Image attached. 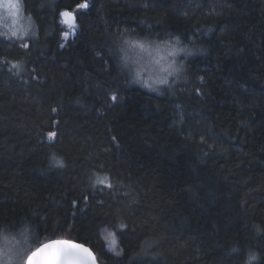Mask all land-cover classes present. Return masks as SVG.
<instances>
[{
  "label": "trees",
  "instance_id": "obj_1",
  "mask_svg": "<svg viewBox=\"0 0 264 264\" xmlns=\"http://www.w3.org/2000/svg\"><path fill=\"white\" fill-rule=\"evenodd\" d=\"M22 5L35 31L0 34V233L99 264H264V0ZM168 44L189 53L145 89L127 52Z\"/></svg>",
  "mask_w": 264,
  "mask_h": 264
},
{
  "label": "rangeland",
  "instance_id": "obj_2",
  "mask_svg": "<svg viewBox=\"0 0 264 264\" xmlns=\"http://www.w3.org/2000/svg\"><path fill=\"white\" fill-rule=\"evenodd\" d=\"M6 0H0V4ZM21 10L15 16L8 15L6 10L0 8V34L14 39L27 38L31 36L34 25L30 15L23 10L22 0ZM73 21L69 17L62 16V20ZM66 26V24H64ZM15 33V35H13ZM171 45V46H170ZM168 44L161 47L146 45L143 47L134 46L127 52L126 66L133 73L134 79L145 89L159 92L167 85L172 74L178 72L181 68L179 57L187 51L185 47L179 44ZM171 65V67H169ZM166 79V83L159 81ZM148 89V90H149ZM101 235L108 248L112 252L118 251V244L114 232L111 228L105 227L101 230ZM5 237L7 238L5 240ZM38 240L26 233L20 231L15 233H0V264H24V260ZM3 251L8 252L7 260L3 256Z\"/></svg>",
  "mask_w": 264,
  "mask_h": 264
},
{
  "label": "snow or ice",
  "instance_id": "obj_3",
  "mask_svg": "<svg viewBox=\"0 0 264 264\" xmlns=\"http://www.w3.org/2000/svg\"><path fill=\"white\" fill-rule=\"evenodd\" d=\"M21 4L18 0H6V2L0 4V8L6 10L8 15L15 16L17 12L21 10ZM81 8L88 7L87 3L79 5ZM64 17H70V12L61 13ZM15 35V33H13ZM143 47V45H140ZM27 47V45H25ZM13 67H18L14 65ZM171 67V65H169ZM160 83H166V79H162L159 81ZM115 99V97H113ZM49 139H52L56 136V133L49 132ZM62 166V165H61ZM97 183L103 184L105 180H97ZM107 186L111 187L110 184ZM7 238L5 237V240ZM87 254L85 256H81L80 254ZM3 256L7 260L8 252L3 251ZM91 258V264H95V257L92 253L84 247L82 244H74L67 240H55L51 243H45L35 251H32L27 255V258L24 260V264H88V259ZM253 259L255 257H252Z\"/></svg>",
  "mask_w": 264,
  "mask_h": 264
},
{
  "label": "water",
  "instance_id": "obj_4",
  "mask_svg": "<svg viewBox=\"0 0 264 264\" xmlns=\"http://www.w3.org/2000/svg\"><path fill=\"white\" fill-rule=\"evenodd\" d=\"M70 13H71V16H70L69 18H70L71 20H73V19H74V14H73L72 12H70ZM55 240H67V241H70V242H72V243H74V244H82V245H84V247H86L87 249H89V251H90V252L92 253V255L95 257V264H99L98 261H97V258H96V255H95L94 251L92 250V248H91L89 245H87V244H85V243H83V242L77 241V240H72V239H51V240L45 241V242L39 244L38 246H36V247H35L33 250H31L28 254H30L32 251H35L37 248H39V247L42 246L43 244H45V243H51L52 241H55ZM80 255L86 257L87 254L81 253ZM26 258H27V256H26ZM26 258H25V259H26ZM88 264H91V258L88 259Z\"/></svg>",
  "mask_w": 264,
  "mask_h": 264
},
{
  "label": "bare ground",
  "instance_id": "obj_5",
  "mask_svg": "<svg viewBox=\"0 0 264 264\" xmlns=\"http://www.w3.org/2000/svg\"><path fill=\"white\" fill-rule=\"evenodd\" d=\"M75 16V15H74Z\"/></svg>",
  "mask_w": 264,
  "mask_h": 264
}]
</instances>
